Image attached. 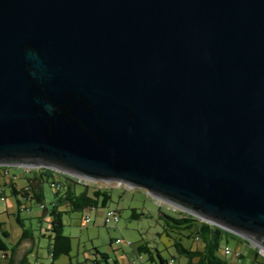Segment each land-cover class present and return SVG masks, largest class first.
<instances>
[{
	"label": "water",
	"instance_id": "obj_1",
	"mask_svg": "<svg viewBox=\"0 0 264 264\" xmlns=\"http://www.w3.org/2000/svg\"><path fill=\"white\" fill-rule=\"evenodd\" d=\"M0 167L122 182L264 251V0H0Z\"/></svg>",
	"mask_w": 264,
	"mask_h": 264
},
{
	"label": "rangeland",
	"instance_id": "obj_2",
	"mask_svg": "<svg viewBox=\"0 0 264 264\" xmlns=\"http://www.w3.org/2000/svg\"><path fill=\"white\" fill-rule=\"evenodd\" d=\"M7 171L0 170V185H2V177L6 176L8 179V173L13 174L18 172L24 173L25 168L21 167H8ZM11 176V175H10ZM9 176V178H10ZM86 184L100 185V187H106L112 190V201L108 204V207L117 212L120 215L118 223L113 221H106L104 216L105 209H92L90 213L92 222L86 224L84 222L85 212H70L63 214L64 234L71 237L72 249L69 255L61 256L56 260H53L48 254L49 238H40V235L46 233L47 229L51 226L52 218L50 215L45 216L41 206L34 200L26 201L23 197H20L22 203L21 207L17 203V198L12 196L10 188H3L6 196L5 202L0 204V212L7 209L6 212L0 216V220L5 222L0 227V236H3V231H6L9 236L3 237L7 246L12 250L17 242L20 240L24 230H32L35 235V251L38 250L42 254L40 262L45 264H92V261L98 259L101 264H106L102 260V254H106L109 258V264H117V259L122 261L123 256H133L136 254L138 247L143 244H147L152 251L154 259L157 264H160L158 254L172 262V264H186L187 259L178 257L175 248L173 247L172 240L164 232L163 222L159 219L158 207L166 208V211L176 212L181 211L173 205L165 203L160 199H155L153 195H150L146 190L140 188H129L128 186L112 182V183H95L90 180L79 179ZM9 181V180H8ZM24 180H20L18 183L21 187ZM78 191L83 188L78 186ZM46 203H50L53 200V190L49 184H45ZM92 192V190H91ZM23 206H26L27 210H20ZM66 210V209H65ZM134 211L141 213L139 217H134ZM99 212V214H97ZM22 218V224L18 221V216ZM40 216V218H38ZM44 218H46L44 220ZM3 230V231H2ZM237 237V236H236ZM239 238V237H238ZM238 238H231L228 246L241 253L244 258L239 261H232L228 256H225L223 249L219 254L221 257L232 261L233 264H262L264 263V251L259 249L248 241ZM121 239V244H116V240ZM40 244V245H39ZM184 246L191 249L202 248V244L197 240H183ZM258 250L260 257L255 258L254 252ZM98 251V252H97ZM172 256H177L172 261ZM31 262L35 261V256H28ZM134 260L138 261L137 256H133ZM148 254H142L140 262L143 264H153L148 260ZM9 260L3 258V253L0 252V264H8Z\"/></svg>",
	"mask_w": 264,
	"mask_h": 264
},
{
	"label": "trees",
	"instance_id": "obj_3",
	"mask_svg": "<svg viewBox=\"0 0 264 264\" xmlns=\"http://www.w3.org/2000/svg\"><path fill=\"white\" fill-rule=\"evenodd\" d=\"M0 168L8 170L6 167ZM30 175H32L30 176L31 178L28 179V183L22 189H18L14 184L9 185L11 194L17 198V203L20 207L22 205L20 197H23L26 201L34 200L41 208L44 206L42 210L45 216L50 215L52 218L51 226L47 229V232H49L47 238L50 240L49 257L51 256L53 260H56L61 256H67L71 252L72 245L71 237L64 234L63 214L85 212L100 208L107 209L109 208L108 204L112 201V190L100 187V185L86 184L75 177L46 168L33 170ZM45 184H49L53 190V200L49 204L46 203ZM78 186L83 189L78 191ZM20 210H27V208L22 207ZM158 213L159 219L163 222L164 232L172 240L178 257L187 259L186 264H233L232 261L221 257L219 252L225 247H229L228 244L231 238L238 237L183 211L172 213L166 211L164 207H158ZM140 215L142 214L134 211V217H139ZM18 221L22 224L19 218ZM2 234L3 236H0V252L3 253L4 258L8 256L6 253L8 251L12 253L14 258L21 243L33 239L34 236L32 230H24L16 246L10 250L3 239V237H8L9 234L6 231ZM184 239L197 240L202 244V248L200 250L188 248L183 244ZM238 239L242 241V239ZM253 252L255 258L260 257L258 250ZM142 254H148V260L153 264H157L151 248L147 244L140 245L135 255L139 259ZM32 255V252H29L22 264H30L31 261H28V256ZM158 256L160 264H172L170 260L163 258L160 253ZM176 257L172 256V261ZM242 258L244 256L241 254L240 259ZM102 260L109 264V258L106 254H102ZM92 264H101V261L95 259Z\"/></svg>",
	"mask_w": 264,
	"mask_h": 264
},
{
	"label": "crops",
	"instance_id": "obj_4",
	"mask_svg": "<svg viewBox=\"0 0 264 264\" xmlns=\"http://www.w3.org/2000/svg\"><path fill=\"white\" fill-rule=\"evenodd\" d=\"M1 171H9V170H5V169H2L0 168ZM11 172V171H10ZM10 172L8 173V179L6 176H3L2 177V185H0V188L3 190V188H9V185L11 184H14L18 189H22L23 187L26 186V184L28 183V179L31 178L30 176L32 175H26L25 173H18V172H15L13 174H10ZM11 175V176H10ZM10 176V178H9ZM9 180V181H8ZM20 180H24V183L21 187H19L18 183L20 182ZM4 191V190H3ZM26 208V206H23ZM7 209L3 210L2 212H0V216L3 215L5 212H6ZM97 214H99V212H97ZM104 214V213H103ZM19 220L22 221V218L21 216L19 215L18 216ZM38 218H40V216H38ZM46 218H44L45 220ZM5 222L1 221L0 220V227H2V225L4 224ZM3 231V230H2ZM5 232V231H3ZM47 237V234L46 233H42L40 235V238H45ZM35 235L33 236V239L31 240H26V241H23L21 243V245L18 247L17 251H16V254H15V257L13 258L12 256V253L10 251L6 252L7 253V257L6 259L9 260V263L8 264H22L23 261H24V258H27V255L29 252H32V254H35L36 257H35V261L37 259V263L36 264H45L44 262H40L42 258V254L40 253V251L38 250L39 248L37 247V251H35V246H36V241H35ZM40 245V244H39ZM48 254H49V244H48ZM133 256H136L134 253H133ZM133 256H128V258H126V256H123L122 258V261H119L117 259V263L118 264H143L142 262H140L139 259H141L139 257H137L138 261L134 260L135 258H133ZM4 258V257H3ZM28 261H31V260H28Z\"/></svg>",
	"mask_w": 264,
	"mask_h": 264
},
{
	"label": "built area",
	"instance_id": "obj_5",
	"mask_svg": "<svg viewBox=\"0 0 264 264\" xmlns=\"http://www.w3.org/2000/svg\"><path fill=\"white\" fill-rule=\"evenodd\" d=\"M38 169H41V168H31V167H25V171L24 173L26 175L30 174L33 170H38ZM5 199H6V196L4 194V192L2 191V189L0 188V204L4 203L5 202ZM42 208H44V206H42ZM91 210L87 211V214L84 216V222L86 224H89L92 222V219H91V215L90 213ZM104 216L106 218V221H113V223H118L119 220H120V215L119 213L117 212V210H114V209H111V208H107L105 209V212H104ZM122 241L121 239H117L116 240V244H121ZM223 253L225 256H228L230 258V260L232 261H239L240 260V253L239 252H236L235 250H232L230 247H225L223 249ZM32 256H35V254H33ZM30 264H36L35 262H31ZM48 264V263H46Z\"/></svg>",
	"mask_w": 264,
	"mask_h": 264
},
{
	"label": "bare ground",
	"instance_id": "obj_6",
	"mask_svg": "<svg viewBox=\"0 0 264 264\" xmlns=\"http://www.w3.org/2000/svg\"><path fill=\"white\" fill-rule=\"evenodd\" d=\"M53 171H55V170H53ZM56 172H59V171H56ZM59 173H62V172H59ZM63 174H65V175H69V176H72V177H75V178H77V179H84V178H81V177H78V176H75V175H72V174H66V173H63ZM84 180H89V179H84ZM90 181H93V180H90ZM93 182L98 183L97 181H93ZM103 183H105V182H103ZM110 183H112V182H110ZM117 183L124 184V183H122V182H117ZM106 184H108V183H106ZM124 185H126V184H124ZM126 186H128V185H126ZM128 187H129V188H132V187H130V186H128ZM132 189H134V188H132Z\"/></svg>",
	"mask_w": 264,
	"mask_h": 264
}]
</instances>
